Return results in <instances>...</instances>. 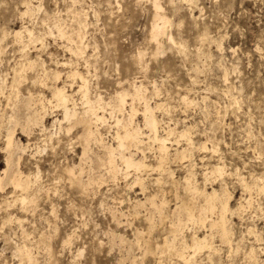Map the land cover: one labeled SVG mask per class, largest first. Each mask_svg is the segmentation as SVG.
Listing matches in <instances>:
<instances>
[{
    "label": "rangeland",
    "instance_id": "obj_1",
    "mask_svg": "<svg viewBox=\"0 0 264 264\" xmlns=\"http://www.w3.org/2000/svg\"><path fill=\"white\" fill-rule=\"evenodd\" d=\"M154 1L31 0L40 10L24 15L27 0H0V72L6 80L0 90V173L7 168L3 140L14 130L11 169L32 177L41 171L45 189L32 192L24 206L22 193L10 183L0 190V264H26L20 251L25 246L35 264H264V189L255 181L264 182V0H157L172 22L169 33L177 43L165 40L160 53L150 38ZM56 25L75 41L80 32L86 54H73ZM25 29L39 41L31 43L24 34L23 51L14 33ZM73 70L89 77L94 102L97 96L109 100L122 89L133 94L134 82L148 89L151 107L164 105L155 111L159 135L164 136L167 127L187 135L169 138L162 172L130 171L127 180L120 172L115 180L107 166H99L97 159H105V149L94 140L85 142L86 125L64 121L62 111L49 104L52 91L64 87L74 97L69 107L84 117L81 82L70 77ZM155 83L156 97L151 95ZM184 96L196 105L186 108ZM132 105L135 122L146 135L141 148L148 164L156 167L160 153L148 138L144 105L129 97L121 118H128ZM99 113L108 124L94 131L104 146L116 147L112 111L106 107ZM49 134H54L51 142ZM85 147L89 154L83 157ZM180 152L186 158L178 156ZM118 165L122 167L120 161ZM215 166H223L225 174L208 177ZM72 167L82 170L81 180L94 182L85 189L74 183L65 171ZM189 177L207 193L228 191L231 200L229 238L219 229L204 227L199 218L178 234V247L191 245L195 234L210 235L211 249L187 263L164 246L173 239L175 209L192 198L184 183ZM138 178L144 180L143 188L136 184ZM243 180L251 191H244ZM152 197L157 205L164 203L163 219ZM244 199L249 203L242 204L240 214ZM197 202L207 206L200 196ZM206 214L208 220L218 217V212ZM192 255L191 249L185 253Z\"/></svg>",
    "mask_w": 264,
    "mask_h": 264
},
{
    "label": "bare ground",
    "instance_id": "obj_2",
    "mask_svg": "<svg viewBox=\"0 0 264 264\" xmlns=\"http://www.w3.org/2000/svg\"><path fill=\"white\" fill-rule=\"evenodd\" d=\"M184 1L192 4L194 0H184ZM25 6H26V11H25L24 15H29V14L34 13V11L40 10V7H36V6L34 7L32 5L31 0H27ZM152 6H154L155 15H154V21H153V24L151 27V37L150 38H151V41L156 46L158 53H160V52H162V48H163V44H164L165 40H166V42H168L169 44H171L173 46H176L177 43L175 42L173 35L171 33H169V28L171 27L172 22L167 18V16L162 14V7H161L162 5L159 4V1L155 0L153 2ZM54 29L56 30V32L60 38H62V39L68 38V41H70V45H72V47L70 48V51L73 54H75V55L86 54L85 48H87V47H84V45H83L82 41L84 40V37L82 36V34L80 32H78L77 36H75V37H78V41H75V39H73L72 35H69L67 32H65L60 25H56ZM79 29H80V27H79ZM73 31L76 32L75 30H73ZM26 33L28 34L31 43H36L39 41V38L35 37V34L32 31H29L27 29L15 32L14 33L15 39L19 44H21L23 51L27 48V46L25 45V42L23 40L24 34H26ZM49 34L52 35L53 30L50 31ZM70 34H72V33H70ZM85 46H87V45H85ZM2 54H3V50L0 47V58H1ZM0 62H1V60H0ZM86 64H88V63L86 62ZM62 67H63V64H62ZM84 75L79 73L78 71H74V70L70 75V77L73 78L74 80L78 79L81 82L79 93L82 95V106L84 109V114H83L84 117L82 119L80 118V115L77 113V111L75 109L69 107L71 102L74 104V97L72 95H69L65 91L64 87H56L55 90L52 91L53 92V94H52L53 102H49V104H55V108H58L62 111L64 121L72 122L75 120L77 122H79V121L83 122L86 125L84 140H85V142H88L90 140H94V143L97 146H101L105 149L104 150L105 151L104 152L105 153V159H102L99 156L97 159L98 164H99V166H107V169H108V171L111 174V177L113 179L117 180L118 176H120V172H122L121 175L123 176L124 180H127L130 177L128 174V172H130V171H136V172L142 173L143 171L150 169L152 171L162 172L164 169L163 164L166 160V157L168 156L169 148L167 147V145H168L167 143L169 141V138L171 136H173L174 134H177L179 136V138H185L187 135L186 131L176 133V129H171V128L167 127L166 128L167 130H163L165 133V135H164L165 137L159 135V133H160L159 132L160 131V122L157 120L158 118L155 117V111L161 109L162 107H164V105L163 104H155V107H151L149 104V99H148L149 91L144 85L138 86L136 83L133 82L131 84V88L134 91L133 94L130 92V90L122 89L120 91H117L114 94V96L111 97L109 100H106V99L102 98L101 96H99V97L97 96V100H95V102H94L90 98V93H89L90 81L88 80L89 77L86 78L87 76L85 77ZM54 78H56L55 81L58 82L60 80L61 76L59 73H57ZM5 87H6V80L3 79V77L1 78V72H0V90H4ZM151 95L155 96V97L158 96V87H157L156 83L153 85V93ZM129 97H132V100L134 103L137 102L139 104L144 105V109H145L144 114H143L144 126H145V129L148 130V132H150V135H149L150 137H148V138L152 139L153 142L157 144L158 150L160 153V160H159L156 167L148 164V162L146 160L147 158L143 153L144 150L141 148V145L143 144L142 137L144 135V130L139 124H137L135 122L136 121L135 120L136 108L132 105L130 112L127 116L128 118L127 119L121 118L124 116L125 105H126L127 99ZM182 102H183V104L186 105V108H187V106L190 107V106L196 105L195 101L188 98V96H184L182 98ZM47 103H48V101H47ZM106 107L110 108V110L112 111L111 115H113V118L112 117L111 118L114 119L116 127L118 129L117 133L115 132L116 134L114 137V142L117 144L116 147L113 146L112 144H111V146H108V147L104 146V143H102V141L104 139L102 140V138H99L100 134L98 133V130L94 131V129H98V127L100 125H107L108 124L105 116H101L99 113L100 109L104 110ZM13 119L14 118H12V120ZM44 119L45 118H42L43 121H44ZM37 121H38V119H37ZM57 122L59 125L61 124V121L57 120ZM32 124H33V122H32ZM35 124L37 125L38 123H35ZM30 128H31V126H30ZM12 132H13L12 134L5 136V140H3V141H5V147H3L4 151L3 150L2 151H3V153L6 154L7 168L5 167L6 169H4L0 173L1 174L0 175V190L3 192L4 191V185L6 183H10L13 186L15 191H19L20 193H22V199L20 200V204H22V206H24L26 203L29 202L32 192L37 191L39 193V191L41 192L45 189L43 188L44 186L42 187V182H41L42 180H40V178H41L40 176L42 174L41 171H38L37 175L35 177H32V176L24 175L23 174L24 172L23 173L21 172L22 170L20 171L17 169V171H13L11 169L13 152L15 149V135H16L14 130ZM41 133H42V131H41ZM43 133H44V131H43ZM24 134H26V132ZM49 135H48L49 139L47 138L48 139L47 142H51L53 140V137H54V134L50 135V137H49ZM40 136H42V135H40ZM144 136H146V135H144ZM44 140H45V138H44ZM45 144H46V142H45ZM36 145H35V147H36ZM28 146H30V145H28ZM211 148H213V150H212L213 152H217V150H218L217 148H215V146L211 147ZM39 149H40V147H39ZM0 151H1V149H0ZM134 151L135 152L136 151L141 152L143 154L142 155L143 157L138 158L137 154L133 153ZM88 154H89L88 147H85L83 150V157L88 156ZM32 156H33V154H32ZM178 156H183L182 159L186 158V155H184V152H180L178 154ZM20 157L21 156H19V158ZM21 158H23V157H21ZM118 161H120L122 163V167H120L118 165ZM21 163H22V160H21ZM17 164H20V163H17ZM19 166H21V165H19ZM222 167H216L215 166L213 169L211 168L212 171L210 174H207V176L208 175H210L212 177L223 176L225 174V169H224V167L223 168ZM65 171L69 174V176L71 177V180L74 183L83 187L84 189L94 182L93 178H89L86 182L81 180L80 175L82 173L81 172L82 170H80V172L78 173L77 167L67 168ZM33 176H34V173H33ZM255 181L256 182L260 181L261 183H263V187L261 188V191H262L264 189V182L259 180V179L255 180ZM184 183H185L186 188L189 190L192 198L189 200V202L184 201L182 203V206L175 209L174 215L177 218V221L173 223V225H174L173 239H169L166 241L165 246H164L165 247L164 250L169 251V252H175L176 256H178L179 258H181L185 262L190 263L196 258V256L198 254L202 253L203 251H205L207 249H211L212 243L209 239L210 235H206L204 237H198L197 234H195L193 236V240H192L191 245L183 244L182 247L181 246L178 247L177 246L178 234L181 233L184 228L189 226V224H188L189 222L196 221V219L199 218V222L201 225H203L204 227L210 226L212 231L215 229H219L223 238L224 237L229 238V232L227 230V214L230 211L231 194H229L228 191H224V193L218 194L215 190L212 193H207L206 190H201L197 187V185H196L197 181H195V179L192 177L185 178ZM136 184L141 185L143 188L144 187L143 186L144 180L141 178H138ZM242 184H243V188H244L245 192L252 190V187L248 183H246L245 180H243ZM7 187H9V186H7ZM42 188H43V190H42ZM257 189H258V187H257ZM198 196L205 199V203L207 206L198 205V202H197ZM15 201H17V200H15ZM35 201H37V200H35ZM147 201H149V200H147ZM150 201H151L152 205L154 206L155 210L162 216V219H163L162 213H164L163 212L164 203L162 202L161 205H157V203L155 202V197L150 198ZM6 203H8V201H6ZM243 203L248 204L249 200L244 199L243 202L240 204L239 209H238L240 211L239 212L240 214L244 210V206H243L244 204ZM207 212L211 213V215H214L218 212V217L215 220H213V216H212V220H208L209 216H207V214H206ZM10 221H13V220H10ZM250 233H252V232H250ZM121 240H123V239H121ZM189 249L192 250L193 255L192 256H185L186 251ZM20 251H21L23 260L25 261L26 264H35V256H34L33 252L29 248H27V246L20 249Z\"/></svg>",
    "mask_w": 264,
    "mask_h": 264
}]
</instances>
